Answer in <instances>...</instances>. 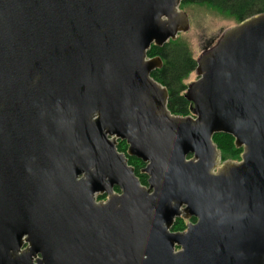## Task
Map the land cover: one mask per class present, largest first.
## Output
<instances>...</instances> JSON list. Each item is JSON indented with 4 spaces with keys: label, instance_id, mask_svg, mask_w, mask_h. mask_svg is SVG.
<instances>
[{
    "label": "water",
    "instance_id": "95a60500",
    "mask_svg": "<svg viewBox=\"0 0 264 264\" xmlns=\"http://www.w3.org/2000/svg\"><path fill=\"white\" fill-rule=\"evenodd\" d=\"M182 1L0 0V264H264V13L202 53L176 117L148 51L190 29Z\"/></svg>",
    "mask_w": 264,
    "mask_h": 264
},
{
    "label": "trees",
    "instance_id": "16d2710c",
    "mask_svg": "<svg viewBox=\"0 0 264 264\" xmlns=\"http://www.w3.org/2000/svg\"><path fill=\"white\" fill-rule=\"evenodd\" d=\"M188 5L206 6L224 17L234 18L238 23L255 14L264 13V0H183L181 8ZM158 56L163 60V67L155 70L152 77L167 88L169 111L176 117L193 116V103L187 98L188 85L185 84V80L196 71V60L193 59L191 53L179 39L170 41L163 47L152 45L148 51V58ZM213 142L221 153L222 161H241L243 148H237L232 136L216 134L213 137ZM117 149L120 153L127 154L128 145L125 141H119ZM128 159L129 165L134 167L140 182L147 186L148 177L143 173L145 164L134 157H128ZM115 190L119 192L118 188ZM103 199H105L104 196L98 197V201ZM191 221H195V219H191ZM185 230V220L177 219L172 231L178 233Z\"/></svg>",
    "mask_w": 264,
    "mask_h": 264
},
{
    "label": "rangeland",
    "instance_id": "374dc122",
    "mask_svg": "<svg viewBox=\"0 0 264 264\" xmlns=\"http://www.w3.org/2000/svg\"><path fill=\"white\" fill-rule=\"evenodd\" d=\"M181 10L188 14L190 29L185 33H180L178 39L186 46L196 61L206 49L211 48L218 42L227 29L238 24L234 18L224 17L211 8L202 5H188ZM198 78V74L194 71L185 80V84L189 88ZM99 196L97 195V201ZM104 198L100 202H106L107 195H104ZM185 223H187V220H185Z\"/></svg>",
    "mask_w": 264,
    "mask_h": 264
},
{
    "label": "flooded vegetation",
    "instance_id": "af4514ba",
    "mask_svg": "<svg viewBox=\"0 0 264 264\" xmlns=\"http://www.w3.org/2000/svg\"><path fill=\"white\" fill-rule=\"evenodd\" d=\"M182 5V4H181ZM182 8H181V6H180V10H181ZM182 11V10H181ZM102 201V200H101ZM100 202V201H99ZM182 219H184L183 217H181ZM179 219V218H178ZM192 219H195V218H192ZM177 220V219H176ZM184 220H187V223H186V230H187V226H188V224L189 223H196V219H195V221H191V219H184ZM185 230V231H186ZM185 231H183V232H185ZM173 232V231H172ZM175 233V232H174ZM179 233V232H178ZM28 247V245L26 244V246L23 248V249H26Z\"/></svg>",
    "mask_w": 264,
    "mask_h": 264
}]
</instances>
